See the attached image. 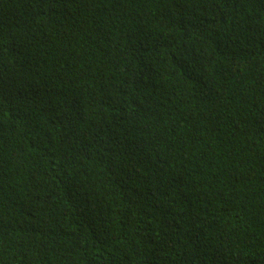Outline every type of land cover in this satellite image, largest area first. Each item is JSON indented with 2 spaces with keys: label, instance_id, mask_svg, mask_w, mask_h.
I'll return each mask as SVG.
<instances>
[{
  "label": "trees",
  "instance_id": "obj_1",
  "mask_svg": "<svg viewBox=\"0 0 264 264\" xmlns=\"http://www.w3.org/2000/svg\"><path fill=\"white\" fill-rule=\"evenodd\" d=\"M0 264H264V0H0Z\"/></svg>",
  "mask_w": 264,
  "mask_h": 264
}]
</instances>
